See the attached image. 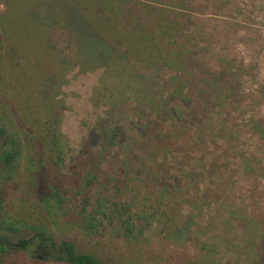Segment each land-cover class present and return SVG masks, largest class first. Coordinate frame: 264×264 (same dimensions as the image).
Segmentation results:
<instances>
[{
	"label": "rangeland",
	"instance_id": "374dc122",
	"mask_svg": "<svg viewBox=\"0 0 264 264\" xmlns=\"http://www.w3.org/2000/svg\"><path fill=\"white\" fill-rule=\"evenodd\" d=\"M131 1L121 19L140 17L148 30L158 21L151 8L165 11L161 17L172 24L159 39L175 31L179 38L174 51L160 44L172 49L177 64L138 71L146 79L143 107L141 100L96 94L101 69L66 73L60 132L68 153L58 170L48 166L42 170L46 179L39 177L45 187L58 178L65 192L61 208L52 200L45 208V232L104 264H264V0ZM52 29L51 47L72 58V42L57 26ZM175 67L191 96L186 105L172 99L154 109L176 87L169 80ZM107 78L108 91L114 78ZM6 84L0 87L2 113L11 104ZM104 113L123 140L105 148L84 204L74 188L82 177L76 155ZM254 122L260 124L255 128ZM19 161L15 181L3 185L5 209L31 225L42 209L32 174L37 162ZM0 264L62 263L35 251L33 257L0 253Z\"/></svg>",
	"mask_w": 264,
	"mask_h": 264
},
{
	"label": "trees",
	"instance_id": "16d2710c",
	"mask_svg": "<svg viewBox=\"0 0 264 264\" xmlns=\"http://www.w3.org/2000/svg\"><path fill=\"white\" fill-rule=\"evenodd\" d=\"M0 1L4 6L0 12V87L9 83L8 88L11 89L9 112L2 113L3 110H0V119L5 120H0V253H26L33 257L38 251L46 261L104 264L93 254L79 252L68 241L55 242L43 227V216H46L45 208L50 205L49 201L61 208L65 192L58 178H51L47 187L39 181V177L46 179L43 169L49 166L58 170L68 153L67 142L60 132V118L65 109L60 87L71 69L84 71L97 68L102 70V76L96 94L103 98L105 91L108 94L106 98L112 100L142 101L144 87L141 84L146 79L138 71L156 70L164 64L176 65L178 60L173 58L172 49L166 46L176 47L179 36L175 31L165 37V42L159 39L171 27L168 24L172 23L162 18L167 14L155 6L151 10L157 12L158 21L151 30L146 27L150 25L142 24L140 17L121 19L122 7L131 4V0ZM145 1L153 3L152 0ZM112 2L115 4L111 5ZM140 4L137 5L143 6ZM53 25L65 34L69 43L72 42L75 51L72 58L57 54L51 47L49 40L54 32ZM161 42L166 46H161ZM174 70L178 75L173 74L169 80L176 83V87L166 97H159L157 105L153 104L154 109L158 108V103L164 104L172 99L186 105L190 98L183 85L186 78L178 67ZM109 75L114 81L108 84V92L106 82ZM118 87L132 89L126 93L118 91ZM203 94L206 96L207 93ZM132 112L135 116L136 110L132 109ZM109 116L104 113L103 118L96 119L82 139L76 155V160L82 165V177L74 183V188L84 204L89 200L88 187L104 159L102 153L105 148L109 150L117 146L116 140L122 144V131L117 126H109ZM137 117L138 113L135 120ZM259 124L254 122L255 128ZM133 125L135 123H131L130 127ZM21 159L25 162L35 159L37 162L32 174L36 192L42 198L38 202L42 209L38 210L36 222H31V225L27 224L23 214H8L5 209L3 185L15 181L16 168ZM22 166L26 168L24 164ZM35 203L32 202L34 206Z\"/></svg>",
	"mask_w": 264,
	"mask_h": 264
}]
</instances>
